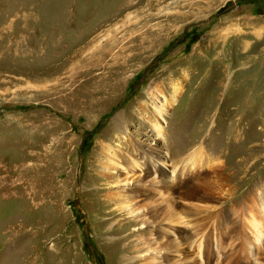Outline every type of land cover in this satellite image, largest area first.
<instances>
[{
	"label": "rangeland",
	"instance_id": "1",
	"mask_svg": "<svg viewBox=\"0 0 264 264\" xmlns=\"http://www.w3.org/2000/svg\"><path fill=\"white\" fill-rule=\"evenodd\" d=\"M201 263L264 264V0H0V264Z\"/></svg>",
	"mask_w": 264,
	"mask_h": 264
},
{
	"label": "bare ground",
	"instance_id": "2",
	"mask_svg": "<svg viewBox=\"0 0 264 264\" xmlns=\"http://www.w3.org/2000/svg\"><path fill=\"white\" fill-rule=\"evenodd\" d=\"M165 99H166V97H165ZM165 106H163V104H162V110H160V120H159V122L158 123H156V124H154V128H155V131H156V133H157V137H155L154 139L155 140H157V139H160V138H162V135H163V133H162V126H160V124L162 123V121H164V117H163V115H164V113H166L164 110H163V108H164ZM120 118L121 117H118V116H116V118L114 119V124L115 125H120ZM162 120V121H161ZM123 125H124V123H123ZM164 136V135H163ZM157 142V141H156ZM159 143V142H158ZM136 146H135V149H136V151L137 152H139V153H142V154H144V155H149V156H152V154L156 151L157 153H159V154H162V156L164 157V158H166V161H171L170 159H168V153L167 152H165V151H159L158 149V145H156V143H149V144H147V146H148V148H145L144 147V145L142 144V143H137V144H135ZM112 150V149H111ZM114 150V149H113ZM166 150V149H165ZM199 150V149H198ZM118 152V151H117ZM117 152H116V154L115 155H113L112 156V152L111 153H109L110 155V157H109V159L110 160H108L109 161V163L107 164V167L109 168V169H113V173H117L119 170H120V168H122L123 167V156L121 157H115V156H117ZM114 153H115V151H114ZM119 153V152H118ZM126 154V153H125ZM171 154V153H170ZM161 156V155H160ZM173 156V155H172ZM197 156H199V154H193V155H191V157H190V159H192L193 160V162L197 159L198 160V158H197ZM159 157V156H158ZM153 160H155V159H153ZM196 160V161H197ZM134 162V161H133ZM162 163H165V160L164 161H161ZM161 162H160V164H161ZM138 162H136L135 163V166L137 167V166H140V168H141V171L143 170V169H148V170H150L152 173H153V171H154V169L156 170V163H153V170H151L150 169V167H148V166H143L144 164H137ZM134 165V164H133ZM165 165H168V164H165ZM165 165H163L164 167H165V169L167 170V171H169L171 174H174L175 173V169L173 168L172 170L170 169V167H166ZM194 165V164H193ZM160 169V168H159ZM161 171V169L159 170V172ZM149 173V172H148ZM154 173H156V171L154 172ZM136 174V173H135ZM134 174V175H135ZM145 174V173H144ZM167 175V174H166ZM144 176V175H143ZM133 177V176H132ZM136 177V176H135ZM173 177H174V175H173ZM158 178V177H157ZM156 177H153V179H148V178H145V177H143V179H141V180H139L138 182H136V184H132V188H137L138 186H144V185H146V186H148V188L149 187H153V188H156V187H158V185L159 184H161L162 183V180H159V179H157ZM129 180V179H128ZM167 180V179H166ZM170 180V179H169ZM130 182H132V181H130ZM129 182V183H130ZM163 187V186H162ZM130 188V187H129ZM159 188V187H158ZM160 191V190H159ZM141 196V195H140ZM125 201V200H124ZM124 203V202H123ZM168 203V202H167ZM171 204V203H170ZM172 205V204H171ZM118 206V205H117ZM170 207V206H169ZM174 208V207H173ZM134 209V208H133ZM168 209V208H167ZM173 209H171L170 210V212H166L167 214L166 215H164L163 216V218L162 219H160V221H164V222H162L161 224H160V229H161V231L163 232V233H165V235H163V238L164 239H167V237H166V232L168 231H170L171 230V225H170V223H168V219H169V222H180V220H182V217H180V216H177V217H175V215L173 214V211H172ZM134 212V211H133ZM141 212V211H140ZM143 212V211H142ZM136 214V213H135ZM173 214V215H172ZM137 215H139V214H136V218H138V217H141V218H143L144 217V214H141L140 216H138L137 217ZM146 217H147V215H146ZM170 217H174L175 219L173 220L172 218H170ZM140 218V219H141ZM154 225V224H153ZM254 225H255V223H254ZM155 226V225H154ZM257 226V225H256ZM151 227H153V226H151ZM156 229V228H155ZM160 229H158V230H160ZM258 229H259V224H258V226L256 227V233H258ZM154 231V230H153ZM173 232V231H172ZM154 234V233H153ZM169 234V233H168ZM153 239V238H152ZM155 239V238H154ZM256 239V238H255ZM176 240V239H175ZM177 241V240H176ZM161 242V241H160ZM169 242H171V240L170 239H168V242L167 243H169ZM179 242V241H178ZM162 243V242H161ZM170 246L171 247H173V248H175V245L174 244H172V243H170ZM177 248V247H176ZM148 252H150L151 253V251L153 250V249H151V248H147L146 249ZM195 256V255H194ZM199 257H201V256H199ZM197 258V257H196ZM195 258V259H196ZM190 259H191V257H190ZM198 259V258H197ZM195 261V260H194ZM188 262H190V261H188ZM202 264V263H201ZM259 264V263H258Z\"/></svg>",
	"mask_w": 264,
	"mask_h": 264
}]
</instances>
